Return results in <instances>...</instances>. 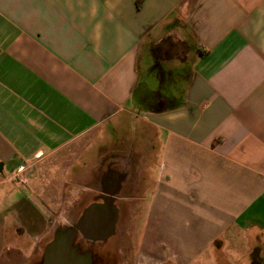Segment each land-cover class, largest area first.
Masks as SVG:
<instances>
[{"label":"crops","instance_id":"obj_1","mask_svg":"<svg viewBox=\"0 0 264 264\" xmlns=\"http://www.w3.org/2000/svg\"><path fill=\"white\" fill-rule=\"evenodd\" d=\"M142 202L138 264H264V0H0V264Z\"/></svg>","mask_w":264,"mask_h":264},{"label":"water","instance_id":"obj_2","mask_svg":"<svg viewBox=\"0 0 264 264\" xmlns=\"http://www.w3.org/2000/svg\"><path fill=\"white\" fill-rule=\"evenodd\" d=\"M105 223L108 231L103 235H94L97 221L94 228H88L80 220L75 225L58 229L44 246L42 256L36 264H106L104 255L98 251L95 242L105 240L108 233L113 231L114 212Z\"/></svg>","mask_w":264,"mask_h":264},{"label":"rangeland","instance_id":"obj_3","mask_svg":"<svg viewBox=\"0 0 264 264\" xmlns=\"http://www.w3.org/2000/svg\"><path fill=\"white\" fill-rule=\"evenodd\" d=\"M142 71L144 75V69ZM149 77L151 83H155L157 81L152 76ZM145 79L146 77L143 80ZM181 93V88H179L172 92L171 95L178 97ZM146 207L147 204L145 202L140 203L138 208H134L132 214H127V216L125 215L119 222L118 228H120L124 233L122 236L123 243L119 247L121 253L118 254V258H121L125 264H138V258L141 255L140 243L143 239V232L147 218ZM207 263L210 264L209 261ZM207 263L196 261L194 264ZM162 264H173V262L171 260H166Z\"/></svg>","mask_w":264,"mask_h":264},{"label":"built area","instance_id":"obj_4","mask_svg":"<svg viewBox=\"0 0 264 264\" xmlns=\"http://www.w3.org/2000/svg\"><path fill=\"white\" fill-rule=\"evenodd\" d=\"M31 166L30 165H25L21 167L18 171L11 173L8 175V180L10 181H15L20 185H24L27 183V175L30 170Z\"/></svg>","mask_w":264,"mask_h":264},{"label":"flooded vegetation","instance_id":"obj_5","mask_svg":"<svg viewBox=\"0 0 264 264\" xmlns=\"http://www.w3.org/2000/svg\"><path fill=\"white\" fill-rule=\"evenodd\" d=\"M105 264V263H104Z\"/></svg>","mask_w":264,"mask_h":264}]
</instances>
